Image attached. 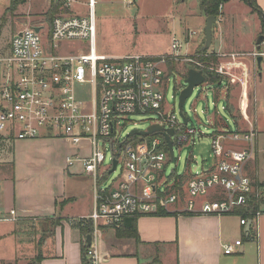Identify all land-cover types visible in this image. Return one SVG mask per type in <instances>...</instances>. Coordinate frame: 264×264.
I'll return each instance as SVG.
<instances>
[{"label":"built area","instance_id":"obj_1","mask_svg":"<svg viewBox=\"0 0 264 264\" xmlns=\"http://www.w3.org/2000/svg\"><path fill=\"white\" fill-rule=\"evenodd\" d=\"M64 1L68 6L70 0ZM95 4L96 0H87V16L58 13L50 21L23 27L11 36L8 54L0 58L4 63L0 74V138L8 142L64 140L74 150L66 158L67 165L80 163L82 171L91 176L93 208L88 215L75 219L92 224L87 264H100L102 225L117 226L126 218L155 213L159 207L177 213L235 214V209L248 207L250 198L264 196L243 172L253 155L255 135V126L244 113L247 130L231 131L222 117L214 118V123L217 120L223 126L219 134L215 131L211 135V166L181 175L188 178L182 194L176 191L174 177L164 175L165 167L174 160V147L193 146L195 137L204 133L188 126L189 117L181 109L187 117L183 121L178 101V113L174 103H166L169 76L177 75L175 84L180 92L186 84H179V80H184L187 71L170 70L168 63L176 62L177 68L183 59L191 62L205 77L201 84L209 83L204 69L225 72L199 60L217 54L188 56L180 51L183 42L175 37L170 51L159 55L97 53ZM82 87H87L84 96L79 94ZM136 113L153 114L150 125L161 126L162 132L172 129V160L161 132L126 135L118 142L117 131L130 120L129 115ZM223 141L246 145L232 149ZM105 144H109L111 161L104 167ZM113 159L117 160L114 170L121 161L120 174L106 184ZM262 211H247L251 218L238 215L240 224L250 221L251 226ZM18 219L13 210L9 216L0 215V221ZM240 244V239L223 244V252L233 253Z\"/></svg>","mask_w":264,"mask_h":264},{"label":"crops","instance_id":"obj_2","mask_svg":"<svg viewBox=\"0 0 264 264\" xmlns=\"http://www.w3.org/2000/svg\"><path fill=\"white\" fill-rule=\"evenodd\" d=\"M255 2L264 13V0ZM222 10L220 4L218 17ZM257 16L263 32L262 17L258 12ZM212 42L211 31L210 46ZM169 51L170 47L165 52ZM248 53L253 56L256 52ZM261 53L264 56V51ZM214 65L236 75L219 67L218 59ZM257 76L259 73L254 76L246 64L237 77L239 97L225 98L226 92L222 94L232 113L238 109L241 116L246 115L245 108H250L255 122L252 89ZM234 79L222 76L216 89L226 91ZM73 152L64 140L38 138L12 141L10 152L0 157V215L9 216L13 210L18 220L24 221H0V261L4 264L21 253L30 255L36 264H82L83 237L73 221L91 212L93 182L80 163L67 165L66 158ZM79 174L85 176L76 177ZM239 220L236 214H145L134 219L137 238L126 235L131 220L124 219L117 226L102 225L100 264H264V213L257 218L252 238L246 237L251 226L247 229V224L241 225ZM117 229L122 233L117 234ZM238 239L241 244L235 252L225 254L223 244Z\"/></svg>","mask_w":264,"mask_h":264},{"label":"rangeland","instance_id":"obj_3","mask_svg":"<svg viewBox=\"0 0 264 264\" xmlns=\"http://www.w3.org/2000/svg\"><path fill=\"white\" fill-rule=\"evenodd\" d=\"M51 1L25 0L18 5H14L13 0H0V58L8 54L9 42L14 33L22 27L46 21L45 12ZM61 2V9L57 13L78 16L88 15L87 0H70L68 6H65L64 0H61ZM199 3L200 0H96L94 6L96 20L95 50L97 53L113 55H159L169 49L171 39L175 37L183 42L180 48L182 53L188 56L202 52L215 53L217 54L215 56L218 59L219 67L236 73L233 76L229 73L221 74L227 79L235 78V83H229V88L227 86L226 91L223 92L222 88L216 89L210 82L208 84L203 83L195 86L190 96L186 98L182 111L189 117L188 126L203 132L204 135L196 136L193 146L174 147V160L170 161L165 167L164 175L166 177H171L174 174L194 173L200 171L201 168L206 169L211 166L213 162V154L210 149L211 135L215 131V134H219L220 127L223 126L222 123L218 122L217 125L214 123L216 116L222 117L231 131L237 129L247 130L249 125L242 119L238 109L233 111L234 118L231 116L230 112L232 113V110L226 104L222 94L226 92L225 98L227 95L228 98L229 96L239 97L240 83L237 77L240 74V69L246 64L248 68L252 69L254 76L258 72L259 76L256 77L252 89L256 97V122L253 116L254 112L250 108H245L248 111L246 113L248 119L255 126L254 140H252L254 151L252 157L244 165L243 172L252 181L257 182L259 185L262 184L259 187L264 192V56H262L261 65L258 68L256 66V56L254 57L248 53L249 51H255L257 54H262L261 52L264 51V40L260 43V47L256 48L258 37L262 35L264 39V29L263 32L261 31V18L257 16V12L252 11L244 0L224 1L222 3V14L220 15L222 19L216 21V25L212 26V45L203 50L206 16L203 14ZM248 59H250V62H248ZM185 63L191 62L185 59L181 60L177 63L176 71L184 70ZM213 68H217V65H213ZM3 71L4 63L0 61V74ZM177 80V75L174 77L169 76L165 90V101L168 105L174 103L178 113L177 98L179 92L177 91L179 86L175 84ZM182 83H184V80L180 79L179 84ZM232 89L233 91L230 92ZM86 93L87 87H82L79 90V94L82 96ZM128 117L130 120L126 121L120 131L116 133L118 142H121L130 130H144L155 119L154 115L150 113H136ZM208 119L211 120L210 123H208ZM11 143L0 138V157L10 152ZM223 144L231 145L232 149H239L246 145L233 141L231 143L223 141ZM104 152L103 166L105 167L111 161L109 144L104 145ZM120 170L121 161L116 170L111 172L105 180V183L109 184L116 178L120 174ZM84 176L79 174L76 177L82 178ZM260 208L263 209L260 214H263L264 204ZM17 221L21 222L23 220ZM255 227L254 220L251 225L254 235ZM29 235L31 236V232ZM28 249L31 250L30 245ZM0 264L4 263L0 261ZM9 264H36V262L30 255L24 256L21 253Z\"/></svg>","mask_w":264,"mask_h":264},{"label":"trees","instance_id":"obj_4","mask_svg":"<svg viewBox=\"0 0 264 264\" xmlns=\"http://www.w3.org/2000/svg\"><path fill=\"white\" fill-rule=\"evenodd\" d=\"M25 0H13V4L14 5H18L22 2H24ZM224 1L226 0H200V8L203 12V14L205 16H210L213 15L215 17V19H217L218 15H219V6L220 4H222ZM253 11L258 12L261 17H262V24L264 25V13L261 12V10L258 8V6L256 5L255 0H244ZM61 0H58V2H55L54 0H52L50 2V5L48 7V9L46 10L45 14L47 16V21H50L52 19V17L56 14H58L57 12L60 11L61 9ZM205 50V49H203ZM200 62H202L204 65L207 66H213L214 64H216L217 58L215 55L213 56H209V57H201ZM169 69H176V62H169ZM188 65V66H187ZM187 66V67H186ZM195 68V66L191 63H185V67L184 69L187 70L189 68ZM203 72L207 73V77L206 79L213 84L216 88L220 87L219 81L222 79V75L214 72V71H207V70H203ZM229 111V110H228ZM215 124H218V121L215 120ZM106 175L103 174V178H105ZM174 188L176 189V191H178L180 194H182V186L184 184V182L186 181V179L188 178L187 176H181L178 174H174ZM102 178V179H103ZM254 184L256 186H261L259 185L257 182L254 181ZM264 204V196L260 195L259 198H250L248 201V207L247 208H237L235 209L234 213L237 215H240L241 217H247V218H251L252 215L248 214L247 211H255L258 209H261L260 206ZM167 213H177L174 211H165L162 208L159 207L158 211L155 212V214H167ZM127 221L131 220V223L129 224V226L126 228L127 234L129 236H134L137 238V233L135 230V225H134V219L135 218H126ZM76 221V222H74ZM73 224L74 226L78 227L79 231L81 232V235L83 237L82 242H81V251H82V264H87L86 261V250H87V244H86V236L91 232L92 229V224L89 220L86 221H79V220H74ZM252 230V229H251ZM122 233L120 230L117 229V234ZM252 231H249L247 234V238L251 237L252 238Z\"/></svg>","mask_w":264,"mask_h":264},{"label":"water","instance_id":"obj_5","mask_svg":"<svg viewBox=\"0 0 264 264\" xmlns=\"http://www.w3.org/2000/svg\"><path fill=\"white\" fill-rule=\"evenodd\" d=\"M55 2H58V0H54ZM216 25V19L213 15L210 16H206V24L204 27V46L203 49H207L210 46L211 43V31H212V26ZM34 30L38 31L39 30V26H34ZM263 40V36L260 35L256 41V48L258 49L260 47V43ZM256 66L259 68L261 65V61H262V54H257L256 55ZM205 77L202 73L201 70H197L194 68H189L186 71V76L184 78V83L186 84L185 87L179 92L178 94V106H179V112L180 115L183 118V121L186 122L187 121V117L183 116V113L181 111L182 106L186 100V98L188 96H190L193 88L197 85H200L203 81H204ZM154 132H161L166 140L167 146H168V150H169V154H170V159H173V145H172V141L169 138V135L172 134V129H169L167 132H162V127L159 125H149L146 129L144 130H137V129H132L130 130L127 135H148V134H152ZM116 163L117 160L113 159L112 160V166L109 169V173L112 172L115 167H116ZM250 227V221L247 222V229H249ZM86 244L87 246H89L90 244V234H88L86 236Z\"/></svg>","mask_w":264,"mask_h":264}]
</instances>
